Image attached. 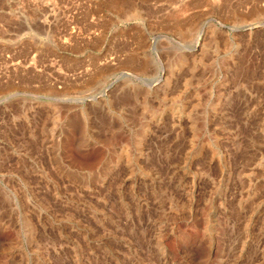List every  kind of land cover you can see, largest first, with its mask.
I'll return each instance as SVG.
<instances>
[{
    "label": "rangeland",
    "instance_id": "374dc122",
    "mask_svg": "<svg viewBox=\"0 0 264 264\" xmlns=\"http://www.w3.org/2000/svg\"><path fill=\"white\" fill-rule=\"evenodd\" d=\"M0 264H264V0H0Z\"/></svg>",
    "mask_w": 264,
    "mask_h": 264
},
{
    "label": "bare ground",
    "instance_id": "6f19581e",
    "mask_svg": "<svg viewBox=\"0 0 264 264\" xmlns=\"http://www.w3.org/2000/svg\"><path fill=\"white\" fill-rule=\"evenodd\" d=\"M110 1V0H109ZM114 1H117V0H114ZM125 2V1H124ZM115 3H117V2H115ZM114 3V4H115ZM119 3V2H118ZM122 3V2H121ZM117 5V4H116ZM112 6H113V4H112ZM118 6V5H117ZM116 7V6H115ZM177 25H179V24H177ZM139 39V38H138ZM143 40V39H142ZM145 42V41H144ZM124 49V48H123Z\"/></svg>",
    "mask_w": 264,
    "mask_h": 264
}]
</instances>
